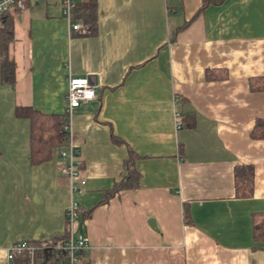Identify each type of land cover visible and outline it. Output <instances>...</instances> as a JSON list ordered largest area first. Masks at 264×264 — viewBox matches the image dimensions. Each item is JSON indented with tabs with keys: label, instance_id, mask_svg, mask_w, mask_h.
I'll return each mask as SVG.
<instances>
[{
	"label": "crops",
	"instance_id": "obj_1",
	"mask_svg": "<svg viewBox=\"0 0 264 264\" xmlns=\"http://www.w3.org/2000/svg\"><path fill=\"white\" fill-rule=\"evenodd\" d=\"M202 6L97 0L96 31L78 21L72 35L62 0L13 12L14 84L2 83L0 61V264L16 242L67 233L60 148L31 164L30 122L15 110L63 114L70 76L98 85L74 110L84 264H264L253 233L254 214L264 213V139L251 136L264 91L250 88L264 76V0ZM208 70L227 76L209 79ZM131 151L138 186L109 196ZM240 165L254 169L248 198L236 196Z\"/></svg>",
	"mask_w": 264,
	"mask_h": 264
},
{
	"label": "trees",
	"instance_id": "obj_2",
	"mask_svg": "<svg viewBox=\"0 0 264 264\" xmlns=\"http://www.w3.org/2000/svg\"><path fill=\"white\" fill-rule=\"evenodd\" d=\"M225 0H203L201 11L208 4H221ZM75 20L82 21L87 34H93L97 28V0H86L81 4L77 3L75 8ZM14 39V14L11 11L0 15V44H1V80L4 84L16 82L15 62L9 58V44ZM215 73V75H212ZM226 72L216 73L215 70H208L209 79L225 78ZM252 91H264V76L254 77L250 80ZM15 114L19 118H27L30 122V161L37 165L50 160L55 151L64 145V113L52 114L37 110L31 106L16 107ZM254 139H264V119H257L251 133ZM139 156L130 152L125 165V176L117 183L109 193V196L121 189H134L138 186V174L135 169V161ZM236 196L248 198L253 195L254 190V169L252 166L240 165L235 170ZM81 213V210H80ZM81 216V214H80ZM253 233L257 241L264 242V213H256L253 216ZM67 239L64 236H56L52 239L42 241H31L38 243L41 248L35 253L36 264H67L68 255L66 250L61 248ZM29 253L16 254L12 264H30Z\"/></svg>",
	"mask_w": 264,
	"mask_h": 264
},
{
	"label": "built area",
	"instance_id": "obj_3",
	"mask_svg": "<svg viewBox=\"0 0 264 264\" xmlns=\"http://www.w3.org/2000/svg\"><path fill=\"white\" fill-rule=\"evenodd\" d=\"M30 0H0V15L4 12H18L25 10ZM39 1V0H34ZM63 16L68 21L69 33L82 31L83 26L75 20L76 0H62ZM97 84L89 77H69L67 92V106L64 112V145L59 150L61 159L60 171L69 179L71 200L66 210L67 217V239L61 246L66 250L68 259L67 264H84V251L88 247L87 237L79 231L77 227L80 218V205L75 196L82 191L86 184V178L82 175L83 159L81 152L76 144L74 131V110L84 102L96 98ZM41 246L31 241L16 242L9 250L6 264H12L16 254L27 252L30 255V264H36L35 253Z\"/></svg>",
	"mask_w": 264,
	"mask_h": 264
}]
</instances>
